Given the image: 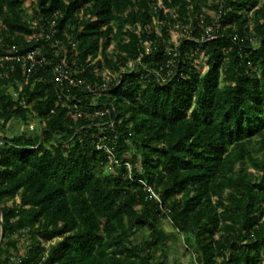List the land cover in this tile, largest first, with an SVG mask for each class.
<instances>
[{"label": "trees", "instance_id": "obj_1", "mask_svg": "<svg viewBox=\"0 0 264 264\" xmlns=\"http://www.w3.org/2000/svg\"><path fill=\"white\" fill-rule=\"evenodd\" d=\"M25 4L83 77H118L68 100L50 69L0 76V264H165L164 218L196 264H264V0H0L19 52Z\"/></svg>", "mask_w": 264, "mask_h": 264}, {"label": "built area", "instance_id": "obj_2", "mask_svg": "<svg viewBox=\"0 0 264 264\" xmlns=\"http://www.w3.org/2000/svg\"><path fill=\"white\" fill-rule=\"evenodd\" d=\"M27 15L28 23L31 25V33L24 36L26 43H33L34 46L19 52L18 47L7 45L3 42L0 33V76L7 78L10 73H13L19 68L22 78L18 81L19 90L22 89L24 84H27L32 73L41 68L43 70L50 69L52 71V81L57 87V95L60 97L65 94L64 89H68L66 98L69 100L71 97V89L80 90L82 92H98L105 93L108 90V84L111 80H117V74L112 73L107 69H95L101 72V83L94 85L91 81L82 76V69L77 65L72 55L68 54L59 37L57 36V28L55 25V17L38 19L34 18L31 14V9L27 4L24 5ZM210 30V29H209ZM213 37V36H211ZM75 44L72 43V47ZM13 95L17 92L13 91ZM77 96L73 97V100ZM74 107L73 113L77 116L81 112L76 108V104H70ZM110 114L109 108L96 111L95 115L105 116ZM109 126H113V121L109 122ZM31 131L35 128L33 122L27 125ZM105 135L99 137L96 141L98 149L105 151L108 154L109 164L118 163L113 157V146L104 142ZM13 259L15 257L13 256Z\"/></svg>", "mask_w": 264, "mask_h": 264}, {"label": "rangeland", "instance_id": "obj_3", "mask_svg": "<svg viewBox=\"0 0 264 264\" xmlns=\"http://www.w3.org/2000/svg\"><path fill=\"white\" fill-rule=\"evenodd\" d=\"M29 7V6H28ZM175 36H181L180 31L175 32ZM94 103H97L99 100L98 95L92 96L91 99ZM34 126L39 129L40 120L38 117L34 118L33 121ZM25 130V123L20 121H12L9 126L5 128V133L8 136H12L14 134H18L21 130ZM1 133V132H0ZM105 170L103 169L102 172ZM18 201V198L16 199ZM158 226L163 227L166 231L174 234L173 240L169 243L167 254H166V263L165 264H196L195 257L190 250H187L184 242L183 237L180 234H177L172 227L171 223L167 218L160 220L157 223ZM144 233H147L145 229H143ZM141 233V232H140ZM136 240L141 239V235H137L135 237ZM19 248L21 252H24L26 249L25 241L22 240L19 243Z\"/></svg>", "mask_w": 264, "mask_h": 264}, {"label": "water", "instance_id": "obj_4", "mask_svg": "<svg viewBox=\"0 0 264 264\" xmlns=\"http://www.w3.org/2000/svg\"><path fill=\"white\" fill-rule=\"evenodd\" d=\"M3 224H1V235H0V239L2 238V236H3Z\"/></svg>", "mask_w": 264, "mask_h": 264}]
</instances>
